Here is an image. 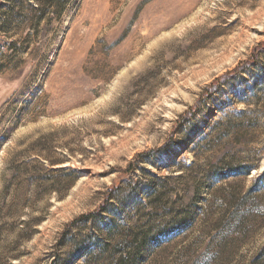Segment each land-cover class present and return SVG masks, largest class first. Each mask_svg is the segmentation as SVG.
Wrapping results in <instances>:
<instances>
[{
    "label": "rangeland",
    "instance_id": "1",
    "mask_svg": "<svg viewBox=\"0 0 264 264\" xmlns=\"http://www.w3.org/2000/svg\"><path fill=\"white\" fill-rule=\"evenodd\" d=\"M193 1L0 0V264H264V0Z\"/></svg>",
    "mask_w": 264,
    "mask_h": 264
},
{
    "label": "bare ground",
    "instance_id": "2",
    "mask_svg": "<svg viewBox=\"0 0 264 264\" xmlns=\"http://www.w3.org/2000/svg\"><path fill=\"white\" fill-rule=\"evenodd\" d=\"M201 1L202 0H194L193 3L190 4L189 6L185 7L184 10H181L179 13L174 14L172 16V19H170V21L168 23H166V25H170V24H172V22L177 21L183 17H186L191 12L192 5L197 4ZM224 1H228V0H224Z\"/></svg>",
    "mask_w": 264,
    "mask_h": 264
},
{
    "label": "trees",
    "instance_id": "3",
    "mask_svg": "<svg viewBox=\"0 0 264 264\" xmlns=\"http://www.w3.org/2000/svg\"><path fill=\"white\" fill-rule=\"evenodd\" d=\"M189 113V112H188ZM184 114L183 115V117L186 119V117H188V115L189 114ZM183 119V118H182ZM148 156V155H147ZM130 168H132V166L130 167ZM118 187V184H115V187H114V189L115 188H117ZM97 215H99V211L97 210V211H94V212H90V213H87L86 215H82V217L81 218H83V219H87V218H93V217H96ZM53 264H59V262H58V260L56 261V262H54Z\"/></svg>",
    "mask_w": 264,
    "mask_h": 264
}]
</instances>
